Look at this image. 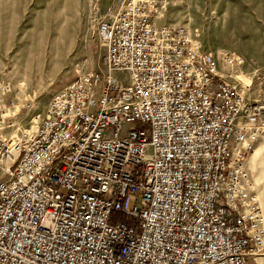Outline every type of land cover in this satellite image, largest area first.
I'll return each instance as SVG.
<instances>
[{"label": "built area", "instance_id": "1", "mask_svg": "<svg viewBox=\"0 0 264 264\" xmlns=\"http://www.w3.org/2000/svg\"><path fill=\"white\" fill-rule=\"evenodd\" d=\"M157 17L156 0H128L101 19L108 71L78 72L30 128L0 101V264H248L264 253L249 167L264 105L191 28Z\"/></svg>", "mask_w": 264, "mask_h": 264}, {"label": "rangeland", "instance_id": "2", "mask_svg": "<svg viewBox=\"0 0 264 264\" xmlns=\"http://www.w3.org/2000/svg\"><path fill=\"white\" fill-rule=\"evenodd\" d=\"M127 1L0 0V80L10 82L13 88L12 92L3 90L0 97L1 102L6 99L15 104L7 110H19L13 118L16 126L30 128L37 114L44 116L53 94L78 72L108 71L104 63L106 49L97 33L98 22L117 14ZM156 3L157 24L191 28L204 48L216 54L224 76L238 86L246 85L247 97L264 105V0ZM58 32L53 57L40 60L31 46L33 38L51 40ZM23 54V67L16 73L17 57ZM233 54L243 62L234 60L230 64ZM113 74L127 81L126 72L117 70ZM249 167L262 197L264 143L256 145Z\"/></svg>", "mask_w": 264, "mask_h": 264}, {"label": "crops", "instance_id": "3", "mask_svg": "<svg viewBox=\"0 0 264 264\" xmlns=\"http://www.w3.org/2000/svg\"><path fill=\"white\" fill-rule=\"evenodd\" d=\"M58 24V22H57ZM59 27V24L57 25ZM60 28H58L57 30L59 31ZM60 32L56 33V36L54 39H51L49 40L48 37H45V38H40V37H34L33 38V41L31 42V46H33V48H35L34 50L37 51V56L40 58V60H44V58L48 57L49 55L50 58H52L57 46H58V40H57V37L60 35L59 34ZM52 46V47H50ZM43 48V49H42ZM48 50L49 53H48ZM25 55L23 54L22 56H18L17 57V60H16V63H15V72L18 73L20 71V68L23 67V64H22V57H24ZM4 89L0 88V96L2 94ZM5 91V90H4ZM2 100V98L0 97V101ZM261 145V144H260ZM254 173V172H253ZM255 176V175H254ZM255 183L257 185V193L259 195V198H260V202H261V205L263 207V210H264V188L262 189V197H260V194H259V187H258V184H257V180H256V177H255ZM248 264H264V253H261L253 258H250L249 259V262Z\"/></svg>", "mask_w": 264, "mask_h": 264}, {"label": "bare ground", "instance_id": "4", "mask_svg": "<svg viewBox=\"0 0 264 264\" xmlns=\"http://www.w3.org/2000/svg\"><path fill=\"white\" fill-rule=\"evenodd\" d=\"M82 70V69H81ZM84 70V69H83ZM5 90V89H4ZM5 91H7V90H5Z\"/></svg>", "mask_w": 264, "mask_h": 264}]
</instances>
